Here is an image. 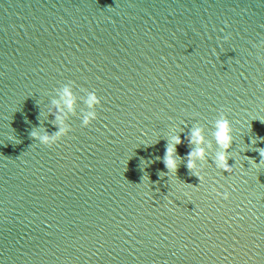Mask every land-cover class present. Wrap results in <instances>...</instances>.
<instances>
[{"label": "water", "instance_id": "water-1", "mask_svg": "<svg viewBox=\"0 0 264 264\" xmlns=\"http://www.w3.org/2000/svg\"><path fill=\"white\" fill-rule=\"evenodd\" d=\"M261 41L264 0H0V264H264ZM54 100L50 147L30 132L58 130ZM221 112L235 171L209 149L204 181L159 175L166 138L212 140Z\"/></svg>", "mask_w": 264, "mask_h": 264}, {"label": "clouds", "instance_id": "clouds-1", "mask_svg": "<svg viewBox=\"0 0 264 264\" xmlns=\"http://www.w3.org/2000/svg\"><path fill=\"white\" fill-rule=\"evenodd\" d=\"M227 38L228 37H225V39ZM260 46H264V41H261ZM260 59L264 60V56L260 57ZM85 91L87 93L86 103L90 110L83 116L82 126H89L98 118L99 114L96 108L98 105H102V98L96 91H88L87 89H85ZM61 99L69 111L75 112L74 105L76 103V98L72 87L69 84L64 85ZM53 104L57 106V111H50L48 114L54 117V124L58 130L55 132H49L47 128H45V130L41 132L37 127V129L30 132L32 138L50 147L59 142L71 131V125L66 123L67 113H65L64 109L60 107L61 101L54 100ZM228 111L231 110L229 109ZM182 132L183 130L180 133ZM180 133L171 135L170 138H166L167 144L164 156L157 157L156 159L163 160L167 172L161 171L159 175L168 172L177 175L180 165L186 161V167L189 170V174L198 177L200 182L204 181L205 175L202 169L209 160V149H214L213 163L216 168L227 173H233L235 171V165L229 163V160L233 158L231 149L234 143V135L232 121L229 119L227 112H221L219 117L214 121L212 140L206 136L204 127L199 123L191 128L185 138H182ZM259 139L264 140V137H260ZM213 140L215 145L213 144ZM185 141H187L190 151L186 156L181 157L178 154L177 146L184 144ZM252 143L256 144L257 140H253ZM253 150L259 152L261 157L259 163H257L254 158L248 156H245L246 160H250L253 164L257 165L264 163V147L254 148ZM244 151H248V149H245ZM213 191H216L218 195L223 196L225 199H228L231 196L230 192L220 193L215 188Z\"/></svg>", "mask_w": 264, "mask_h": 264}]
</instances>
